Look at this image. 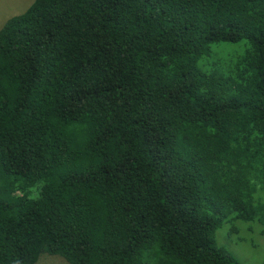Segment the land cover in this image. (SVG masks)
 I'll return each mask as SVG.
<instances>
[{"label": "trees", "instance_id": "16d2710c", "mask_svg": "<svg viewBox=\"0 0 264 264\" xmlns=\"http://www.w3.org/2000/svg\"><path fill=\"white\" fill-rule=\"evenodd\" d=\"M224 223L264 235V0H31L3 22L0 264H241Z\"/></svg>", "mask_w": 264, "mask_h": 264}, {"label": "rangeland", "instance_id": "374dc122", "mask_svg": "<svg viewBox=\"0 0 264 264\" xmlns=\"http://www.w3.org/2000/svg\"><path fill=\"white\" fill-rule=\"evenodd\" d=\"M31 0H0V26L10 16L22 12ZM244 47L243 41L238 42H220L211 46L209 59L220 60L230 54L239 53ZM238 225H245L256 228L253 223L236 222ZM228 223H224L215 232V241L218 245L225 247L241 264H264V235L257 237L255 232H240L226 234L223 227ZM228 227L230 225H227ZM254 228V230H255ZM35 264H67L64 260L57 256L42 255Z\"/></svg>", "mask_w": 264, "mask_h": 264}]
</instances>
